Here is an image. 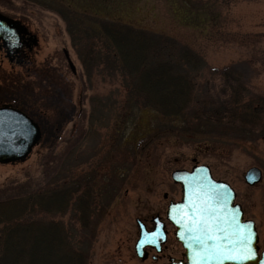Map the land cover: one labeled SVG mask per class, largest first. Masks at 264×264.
<instances>
[{
  "label": "rangeland",
  "instance_id": "obj_1",
  "mask_svg": "<svg viewBox=\"0 0 264 264\" xmlns=\"http://www.w3.org/2000/svg\"><path fill=\"white\" fill-rule=\"evenodd\" d=\"M54 1L77 13L175 37L205 60L197 82L207 84L211 95L221 86L212 67L245 62L248 89L264 95V0ZM0 12L29 27L38 43L29 62L21 66L0 49V104L17 106L41 131L26 159L0 163V188L38 191L61 179L70 182L90 175L95 209L106 204L94 237L88 240V264H166L170 256L156 254L155 260L150 256L156 253L153 250L142 260L135 255V219L163 207L164 192L168 198H179V186L170 177L173 169L205 163L214 178L232 186L244 216L255 222L258 244L264 246L260 139L205 142L203 136L183 131L181 117L165 118L127 102L123 77L109 61L111 48L92 33L91 23L79 19L70 33L64 19L38 0L1 1ZM86 56L89 62L84 63ZM250 166L261 170L260 180L252 185L242 176ZM10 193L1 192L0 197ZM61 218L72 222L69 213ZM175 246L171 256L179 257L182 249Z\"/></svg>",
  "mask_w": 264,
  "mask_h": 264
},
{
  "label": "trees",
  "instance_id": "obj_2",
  "mask_svg": "<svg viewBox=\"0 0 264 264\" xmlns=\"http://www.w3.org/2000/svg\"><path fill=\"white\" fill-rule=\"evenodd\" d=\"M53 1L38 0L64 19L68 32L84 20L111 48L109 61L123 77L127 102L165 118L181 117L183 131L203 136L205 142L236 138L264 143V95L248 89L245 62L212 67L221 86L211 95L207 84L197 82L205 60L175 37L118 19L77 13ZM93 179L90 175L70 182L61 179L38 191L1 187L0 193H12L0 197V264H88V240L94 237L106 204L95 209ZM65 213L72 222L63 221Z\"/></svg>",
  "mask_w": 264,
  "mask_h": 264
},
{
  "label": "water",
  "instance_id": "obj_3",
  "mask_svg": "<svg viewBox=\"0 0 264 264\" xmlns=\"http://www.w3.org/2000/svg\"><path fill=\"white\" fill-rule=\"evenodd\" d=\"M26 26L19 19L12 18L0 12V47L5 49V55L11 58L12 54H17L20 59L22 46L26 44L23 36L27 34ZM28 41L35 43L36 38L31 34ZM66 61L72 72L74 65L66 49H63ZM41 131L38 124L25 112L10 104L0 105V163H13L23 161L30 153L32 147L40 139ZM170 177L181 187V198L178 201H171L168 204L166 215L168 220L176 227L175 236L184 248V259L170 257L167 264H193L194 258L199 255L198 248L191 236L192 233L186 231V224L190 222L187 205L191 203L193 192L202 193L211 198L219 194V202H213L217 214L221 220L235 216V222L244 226L247 225L251 233L250 246L259 254L256 259L245 261V264H259L264 258V247L259 252L258 234L253 219L243 217V210L238 202H235L236 193L228 182L215 179L210 173L206 164H194L190 170L173 169ZM261 178V170L257 166H250L243 173L244 181L249 184L257 183ZM180 223H177V221ZM224 227L223 224L220 225ZM138 238L134 243V252L141 260L147 256L144 246H155L160 249V244L164 241L161 226L151 232L138 224ZM204 264H210L204 261ZM223 264H233L232 261H224Z\"/></svg>",
  "mask_w": 264,
  "mask_h": 264
},
{
  "label": "snow or ice",
  "instance_id": "obj_4",
  "mask_svg": "<svg viewBox=\"0 0 264 264\" xmlns=\"http://www.w3.org/2000/svg\"><path fill=\"white\" fill-rule=\"evenodd\" d=\"M219 200V194L208 198L193 192L191 203L187 205L190 222L186 224V231L193 234L191 239L199 246V255L193 264H204V261L210 264H223L224 261L245 264V261L256 259L259 254L250 246L251 233L247 225H238L234 215L221 220L213 206V202ZM259 264H264V258Z\"/></svg>",
  "mask_w": 264,
  "mask_h": 264
},
{
  "label": "flooded vegetation",
  "instance_id": "obj_5",
  "mask_svg": "<svg viewBox=\"0 0 264 264\" xmlns=\"http://www.w3.org/2000/svg\"><path fill=\"white\" fill-rule=\"evenodd\" d=\"M27 29L29 30V27ZM28 38H29V35L27 34L23 36V41H25L26 44L22 46V52H21L20 59H16L14 61V55H12L13 61L16 63H21L20 66L23 65L24 63L29 62V58L34 54L35 47L38 44V43H30L28 41ZM166 199L168 201L170 197L168 198V196H166ZM165 210H166V203L159 210H154V211L149 212L148 214L142 215L140 217V223L148 231L153 230L156 223L163 224L162 227L165 231V242L161 246V251L159 255L171 256L172 255L171 253L174 251L173 249L176 247L175 244L178 245V249H180L181 246L174 237V234H173L174 227L166 219ZM181 252L182 250L179 251V257L181 256ZM152 255L153 254H151V257ZM152 258L156 260L158 258V255Z\"/></svg>",
  "mask_w": 264,
  "mask_h": 264
},
{
  "label": "bare ground",
  "instance_id": "obj_6",
  "mask_svg": "<svg viewBox=\"0 0 264 264\" xmlns=\"http://www.w3.org/2000/svg\"><path fill=\"white\" fill-rule=\"evenodd\" d=\"M244 173V172H243ZM243 176V175H242ZM137 235H138V229H137V231H136V237H137ZM136 237H135V239H136ZM135 241V240H134Z\"/></svg>",
  "mask_w": 264,
  "mask_h": 264
}]
</instances>
